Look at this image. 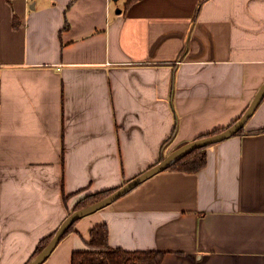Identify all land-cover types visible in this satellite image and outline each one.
Segmentation results:
<instances>
[{
	"label": "crops",
	"instance_id": "crops-1",
	"mask_svg": "<svg viewBox=\"0 0 264 264\" xmlns=\"http://www.w3.org/2000/svg\"><path fill=\"white\" fill-rule=\"evenodd\" d=\"M264 83V0H0V264H29L85 195L227 129ZM197 172L77 219L41 264L108 244L160 264H264V95Z\"/></svg>",
	"mask_w": 264,
	"mask_h": 264
},
{
	"label": "trees",
	"instance_id": "trees-1",
	"mask_svg": "<svg viewBox=\"0 0 264 264\" xmlns=\"http://www.w3.org/2000/svg\"><path fill=\"white\" fill-rule=\"evenodd\" d=\"M130 1L132 0H129V3ZM223 130L225 129L219 128L207 134H203L201 137L216 134ZM243 130L244 126L240 128L236 134L242 133ZM208 146L197 147L184 153L171 162L168 168L186 172L199 171L207 163L206 149ZM117 188L118 187H114L85 195L76 203L72 212L100 201ZM76 220L69 224L63 235L73 229ZM53 235L54 233L42 238L38 242L33 253V258L43 251ZM108 238L109 230L106 224L103 223L94 226L91 230L90 248L74 251L71 264H160L165 256V252L161 250H128L122 247L112 248L108 244Z\"/></svg>",
	"mask_w": 264,
	"mask_h": 264
},
{
	"label": "water",
	"instance_id": "water-1",
	"mask_svg": "<svg viewBox=\"0 0 264 264\" xmlns=\"http://www.w3.org/2000/svg\"><path fill=\"white\" fill-rule=\"evenodd\" d=\"M264 95V83L261 85L259 90L257 91L256 95L252 99L251 103L242 114V116L229 128L208 136H203L197 138L195 140L189 141L168 155H166L163 159H161L158 163L151 166L147 170L143 171L142 173L138 174L137 176L131 178L121 186H119L116 190H114L111 194L106 196L105 198L101 199L100 201L93 203L87 207L74 210L69 214V216L63 221V223L59 226V228L54 232L51 240L49 241L48 245L43 249V251L37 255V257L30 262L29 264H41L45 259L49 256L52 250L56 247L65 229L71 224L74 220L79 219L89 213H92L96 210L102 209L107 205L111 204L117 198L125 194L126 192L130 191L131 189L138 186L140 183L145 181L146 179L150 178L154 174L158 173L159 171L168 167V165L173 162L175 159L183 155L184 153L202 146H208L217 142H220L232 135H235L240 128H242L249 117L253 114L256 106L258 105L259 101Z\"/></svg>",
	"mask_w": 264,
	"mask_h": 264
}]
</instances>
